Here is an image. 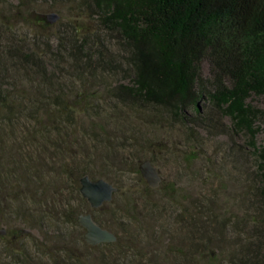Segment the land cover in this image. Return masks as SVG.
<instances>
[{
    "label": "rangeland",
    "instance_id": "1",
    "mask_svg": "<svg viewBox=\"0 0 264 264\" xmlns=\"http://www.w3.org/2000/svg\"><path fill=\"white\" fill-rule=\"evenodd\" d=\"M53 2L45 5L46 14L55 6ZM18 4L19 0H0V14L9 15ZM53 10L64 23L53 24L55 30L71 34L70 24L83 22L69 11ZM33 34L22 23L16 31L19 38L28 35L31 45ZM2 36L0 41L5 43L7 35ZM89 39L95 41L92 36ZM100 40L106 51L119 50L107 34L102 33ZM100 40L96 39L102 44ZM36 42L42 43L40 38ZM57 42L51 40L53 46ZM75 65L65 53L62 73L56 72L50 82L36 74H18L11 81L16 87L7 86L19 97L31 94L35 98L39 88L44 94L37 110L26 103L28 110L12 122L0 112V230H5L0 233V264H80L78 258L84 264H102V257L113 261L109 264H228L231 249L256 239L260 222L264 224V171L259 160L264 116L256 122L255 132L236 129L229 117L211 109L204 99L200 123L184 124L163 109L116 105L106 93L123 80L121 76L100 70L80 75ZM203 72L210 75L208 61ZM58 90L71 100L78 96V102L89 108L64 115L58 127L46 129L31 112L46 120L47 109L42 107L54 108ZM249 102L264 111L263 98L253 95ZM113 108L127 113L116 116ZM115 157L124 163H114ZM145 159L153 162L163 178V186L152 192L145 189L140 170L137 174L134 169L135 163L139 169ZM16 161L29 170L33 181L39 179L38 186L28 189L23 179L8 178L6 170L10 173ZM73 169H87L92 179L102 178L116 186L113 200L93 209L80 192L81 184L78 187L70 179ZM51 182L60 189L48 197L43 195V184ZM4 183L9 187L4 188ZM20 202L36 214L34 221L18 217ZM67 205L68 211L77 213L76 220L79 214L92 213L123 237V243L92 250L84 239L85 229L65 213L60 215ZM44 210L52 216L43 215ZM127 236L134 241L130 247L125 246ZM133 251L137 257L129 254Z\"/></svg>",
    "mask_w": 264,
    "mask_h": 264
},
{
    "label": "trees",
    "instance_id": "2",
    "mask_svg": "<svg viewBox=\"0 0 264 264\" xmlns=\"http://www.w3.org/2000/svg\"><path fill=\"white\" fill-rule=\"evenodd\" d=\"M48 1H54L51 12L59 7L83 22L70 24L71 34L59 28L55 30L46 18L47 9L44 7ZM62 18L57 22L60 26L64 24ZM21 23L34 32L32 45L28 35L21 38L16 35ZM102 33L117 43V52L104 49L100 40ZM2 34L7 35V41H0V112L10 122L28 110L26 103L37 110L44 92L38 86L35 98L31 94L19 97L7 86L16 87L11 81L18 74H36L44 82H50L56 72L62 73L61 61L65 53L75 60V69L80 75L100 70L121 76L123 80L106 93L118 106L151 111L163 109L184 124L197 125L202 120L199 118L200 103L207 99L211 109L232 120L234 128L251 132L257 131L255 124L264 116L263 110L249 102L253 95L264 99V0H19L17 8L9 15L0 14V40ZM91 36L94 42L89 39ZM39 38L41 45L36 42ZM52 39L58 41L55 46L51 44ZM205 61L210 64L209 76L203 72ZM10 73L14 75L10 76ZM58 91L53 100L54 108L42 107L47 109L46 120L38 112H31L32 117L46 129L58 127L57 123L64 115L80 108L84 113L89 108L87 104L78 102V96L71 100L69 95ZM113 109L116 116L127 113L123 108L119 109L121 111ZM31 136L38 138L34 132ZM259 160L264 171V146L259 151ZM114 161L116 164L124 163L119 157ZM13 164L10 173L4 168L8 178L18 182L23 179L28 189L38 186L39 179L33 181L21 161ZM137 164H134V169L139 174ZM74 170H70V179L78 187L83 175L93 177L87 169ZM4 184V188L9 187L8 183ZM43 187V195L46 196L60 189L55 182L45 183ZM145 189L155 191L149 187ZM33 198L36 197L33 195ZM17 206L20 219L35 220L36 214L27 210L24 203ZM69 208L67 205L60 215L65 213V217L76 223L77 213L72 209L68 211ZM46 211H42L43 215L52 216ZM94 218L108 229L107 225ZM262 228L264 224L260 222L261 230L256 239L240 242L229 251L228 264H264ZM117 237L115 243L90 245V248L95 250L122 244L124 238ZM125 239L126 247L134 243L129 236ZM16 249L23 251L22 247ZM136 253L129 252L133 257H137ZM188 253H192L190 246ZM214 255L212 253L211 257L215 259ZM186 256L187 253L182 257ZM77 261L84 264L79 258ZM100 262L113 263L104 257Z\"/></svg>",
    "mask_w": 264,
    "mask_h": 264
},
{
    "label": "water",
    "instance_id": "3",
    "mask_svg": "<svg viewBox=\"0 0 264 264\" xmlns=\"http://www.w3.org/2000/svg\"><path fill=\"white\" fill-rule=\"evenodd\" d=\"M46 18L49 23L55 24L61 19V15L57 12H50ZM139 170L147 187L153 190L161 187L163 178L150 159L141 161ZM80 184L81 194L88 200L93 209L101 208L104 204L111 202L114 194L118 192V188L107 180L102 178L94 180L89 175H83L80 178ZM77 222L85 229L84 239L91 246L115 243L118 239L114 232L99 224L92 213L79 214ZM0 233L5 234V230H0Z\"/></svg>",
    "mask_w": 264,
    "mask_h": 264
}]
</instances>
